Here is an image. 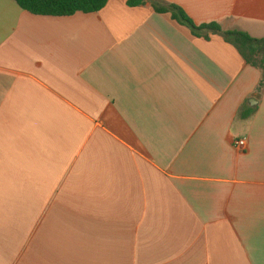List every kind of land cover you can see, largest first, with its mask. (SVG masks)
<instances>
[{"label": "crops", "instance_id": "0c3cea01", "mask_svg": "<svg viewBox=\"0 0 264 264\" xmlns=\"http://www.w3.org/2000/svg\"><path fill=\"white\" fill-rule=\"evenodd\" d=\"M163 1L264 37V0ZM260 76L149 1L0 0V264H264Z\"/></svg>", "mask_w": 264, "mask_h": 264}, {"label": "trees", "instance_id": "16d2710c", "mask_svg": "<svg viewBox=\"0 0 264 264\" xmlns=\"http://www.w3.org/2000/svg\"><path fill=\"white\" fill-rule=\"evenodd\" d=\"M24 10L37 15L67 16L78 11L96 12L108 0H14ZM149 1L158 13H170L172 18L190 28L196 36L208 38L209 34H218L232 44L240 53L245 62L260 71V80L257 92L264 89V37H253L240 29H222L219 23L212 21L196 24L182 7L163 0H127L129 6H138ZM252 109L241 110L239 115L247 117Z\"/></svg>", "mask_w": 264, "mask_h": 264}, {"label": "built area", "instance_id": "2783aa9c", "mask_svg": "<svg viewBox=\"0 0 264 264\" xmlns=\"http://www.w3.org/2000/svg\"><path fill=\"white\" fill-rule=\"evenodd\" d=\"M234 148L238 150H244L246 148V140L245 138L236 139L233 141Z\"/></svg>", "mask_w": 264, "mask_h": 264}, {"label": "water", "instance_id": "95a60500", "mask_svg": "<svg viewBox=\"0 0 264 264\" xmlns=\"http://www.w3.org/2000/svg\"><path fill=\"white\" fill-rule=\"evenodd\" d=\"M249 101H250V102H252V101H256V99H254V98H250Z\"/></svg>", "mask_w": 264, "mask_h": 264}]
</instances>
